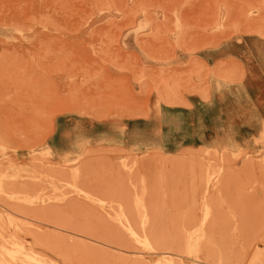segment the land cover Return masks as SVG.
I'll return each instance as SVG.
<instances>
[{"label":"rangeland","instance_id":"rangeland-1","mask_svg":"<svg viewBox=\"0 0 264 264\" xmlns=\"http://www.w3.org/2000/svg\"><path fill=\"white\" fill-rule=\"evenodd\" d=\"M237 41L264 45V0H0V264H264V119L164 115L240 89L201 61Z\"/></svg>","mask_w":264,"mask_h":264},{"label":"crops","instance_id":"crops-1","mask_svg":"<svg viewBox=\"0 0 264 264\" xmlns=\"http://www.w3.org/2000/svg\"><path fill=\"white\" fill-rule=\"evenodd\" d=\"M235 43L233 46L225 44L230 55L225 54L217 57L216 54L220 53V48L205 50L201 53L203 55L201 61L207 65L211 64V72H214L219 63L233 62L232 66H236L241 72L239 87L241 90H236L233 86L216 93L210 88L208 96L204 100L199 96H192L187 98V107L169 108L172 111L164 114L167 115L165 121L172 123V129L169 132L179 130V126L184 123L182 128L185 132H192L193 128L216 130L215 133L220 140L222 138L220 136L230 135L231 130L251 129L253 123L248 124L245 121L246 116L264 119V45L252 41H237ZM229 89H234L233 93H230ZM243 104L247 105L246 110H242ZM186 118L190 119L189 124L185 123ZM149 119L151 124H154L155 130H161V132L165 130V127L161 126L155 118L149 116ZM141 121L143 119L129 120L125 124L122 122L124 126L123 138L132 133V130H141V124H144ZM200 135L203 137V133Z\"/></svg>","mask_w":264,"mask_h":264},{"label":"bare ground","instance_id":"bare-ground-1","mask_svg":"<svg viewBox=\"0 0 264 264\" xmlns=\"http://www.w3.org/2000/svg\"><path fill=\"white\" fill-rule=\"evenodd\" d=\"M127 37H130V36H127ZM126 42V41H125ZM202 98H203V100L204 99H206L207 98V96H208V92H206V91H204L201 95H200ZM160 97L161 98H165L166 99V101L167 102H171L172 103V101H170V98L169 97H171V92L170 91H163L161 94H160ZM150 109H151V111H149V113H147V115L149 116L150 114H157L158 112H159V110H160V107H159V104H158V102H157V99L154 101V103L151 105V107H150ZM78 126V124L77 123H74V125L73 126H71V127H66V126H60L61 127V129L60 130H70L71 132L73 131V130H77V127ZM59 127V128H60ZM155 127V126H154ZM152 128V130H155V128ZM122 131V135H123V133H124V130H121ZM63 132H65L66 134H68L69 135V133H67L66 131H63ZM62 133V132H61ZM63 134V133H62ZM61 135V134H60ZM151 138H153V137H151ZM150 144V143H149ZM240 148H241V145L237 142V143H234V150H235V152H239V150H240ZM61 149V148H60ZM155 150V149H154ZM57 151V150H56ZM49 152V151H48ZM57 152H59V151H57ZM79 155L80 154H78V153H73V155L72 156H69V155H67V157L65 156V158H64V161L65 162H73V161H75L78 157H79ZM263 244V243H262ZM253 246V245H252ZM248 252V251H247ZM246 264H263V261H262V259L259 257V255H258V252L257 251H255L251 256H250V258L248 259V262L246 263Z\"/></svg>","mask_w":264,"mask_h":264}]
</instances>
